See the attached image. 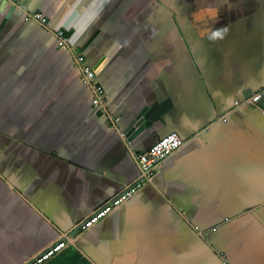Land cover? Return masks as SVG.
<instances>
[{"label":"crops","instance_id":"0c3cea01","mask_svg":"<svg viewBox=\"0 0 264 264\" xmlns=\"http://www.w3.org/2000/svg\"><path fill=\"white\" fill-rule=\"evenodd\" d=\"M78 54L104 89L97 105ZM263 106L264 0H0V264L57 238L41 264H219L221 250L264 264ZM169 131L182 144L79 231Z\"/></svg>","mask_w":264,"mask_h":264},{"label":"built area","instance_id":"2783aa9c","mask_svg":"<svg viewBox=\"0 0 264 264\" xmlns=\"http://www.w3.org/2000/svg\"><path fill=\"white\" fill-rule=\"evenodd\" d=\"M26 19H36L41 22L46 21V17L39 11H33L25 14ZM55 35L57 37V44L59 46H65L68 43V36L63 28H58L55 30ZM76 61L82 73V81L85 84H93L94 94L92 96L93 105H97L100 102V97L104 93V89L100 84H94L95 72L89 63L81 62L82 55H75ZM260 98V92L253 93L250 97L245 99L251 103L256 102ZM237 103L238 99H234ZM264 110V106L262 107ZM183 142L181 136L175 131H169L164 135L156 137V139L145 149L136 155V159L139 162V166L143 171V176L136 179L125 188H123L116 195L111 197L107 202L102 204L100 207L96 208L90 212L78 225V230H83L89 228L99 219L104 217L108 212H110L114 207L120 205L124 200L128 198L133 192H135L139 187H141L148 175L152 173L154 167L158 162H160L164 157L169 155L175 149H177ZM66 244L64 238H57L53 240L50 244L45 246L43 249L39 250L35 255L27 259L22 264H41L49 257L61 250ZM223 256V254L221 255ZM222 263L225 264L227 261L222 257Z\"/></svg>","mask_w":264,"mask_h":264},{"label":"water","instance_id":"95a60500","mask_svg":"<svg viewBox=\"0 0 264 264\" xmlns=\"http://www.w3.org/2000/svg\"><path fill=\"white\" fill-rule=\"evenodd\" d=\"M164 102H160L154 105H144L122 128V133L127 138L140 131L144 126V119L154 117V114L160 113L157 109L163 105ZM164 108V107H163ZM127 226H133L135 224L136 213L133 207L129 206L127 209ZM223 264V263H222Z\"/></svg>","mask_w":264,"mask_h":264},{"label":"rangeland","instance_id":"374dc122","mask_svg":"<svg viewBox=\"0 0 264 264\" xmlns=\"http://www.w3.org/2000/svg\"><path fill=\"white\" fill-rule=\"evenodd\" d=\"M221 252H222V254H223L222 257H223L226 261H228L227 258H226V256L224 257L226 251H225V253H224L223 250H221ZM217 255H218L219 264H221V257L219 256V253H217ZM228 263H229V262H227V263H225V264H228Z\"/></svg>","mask_w":264,"mask_h":264},{"label":"trees","instance_id":"16d2710c","mask_svg":"<svg viewBox=\"0 0 264 264\" xmlns=\"http://www.w3.org/2000/svg\"><path fill=\"white\" fill-rule=\"evenodd\" d=\"M219 255L221 256L222 255V252L219 251ZM221 262H222V260H221Z\"/></svg>","mask_w":264,"mask_h":264}]
</instances>
